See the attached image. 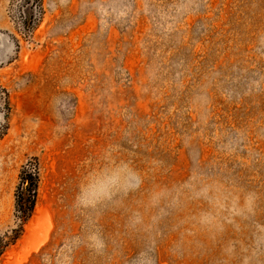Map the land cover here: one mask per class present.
I'll return each instance as SVG.
<instances>
[{"label":"rangeland","instance_id":"rangeland-1","mask_svg":"<svg viewBox=\"0 0 264 264\" xmlns=\"http://www.w3.org/2000/svg\"><path fill=\"white\" fill-rule=\"evenodd\" d=\"M28 173L0 264H264V0H0L1 230Z\"/></svg>","mask_w":264,"mask_h":264},{"label":"trees","instance_id":"trees-1","mask_svg":"<svg viewBox=\"0 0 264 264\" xmlns=\"http://www.w3.org/2000/svg\"><path fill=\"white\" fill-rule=\"evenodd\" d=\"M40 1L35 0V2ZM25 12L28 10L26 9ZM28 178V186L25 184L22 190L20 187L17 188L12 225L0 229V257L21 237L24 225L33 213L37 196V176L35 173H28Z\"/></svg>","mask_w":264,"mask_h":264}]
</instances>
